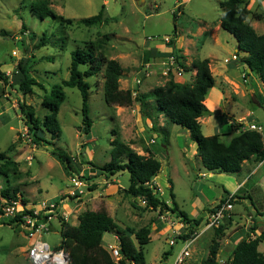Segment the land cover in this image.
I'll list each match as a JSON object with an SVG mask.
<instances>
[{
	"label": "rangeland",
	"instance_id": "1",
	"mask_svg": "<svg viewBox=\"0 0 264 264\" xmlns=\"http://www.w3.org/2000/svg\"><path fill=\"white\" fill-rule=\"evenodd\" d=\"M34 1L37 0H0V70L7 78L0 81V153L6 154L17 164V172H11L7 181L0 178V192L6 189L9 194L22 196L33 206L41 201L63 199L67 201L66 212L70 213L69 221L65 224L70 227L76 226L78 217L86 211H106L110 217L134 231L150 227V241L142 248L146 264H173L182 243L176 241L170 247L172 233L168 227L160 225L159 212L142 206L138 198L125 192L129 185L128 174L100 172L92 177L90 173L91 164L103 167L110 161L113 131L139 155H146L149 151L154 153L161 167L151 185L169 208L173 207L170 198L172 186L178 209L191 221L199 223L198 231L206 223L210 207L219 201L224 190L233 192L241 175L238 178L239 175L221 173L213 177L203 167L186 129L168 123L163 116L143 120L138 103L130 107L108 108L103 101L102 73L86 79L91 86L88 115L92 127L88 134H84L82 129L81 97L75 88L63 89L65 100L57 115L61 137L51 140L49 134L38 132L40 137L52 142V145L44 147L30 142L18 102L23 101L42 119L46 114L41 106L42 98L46 90L68 78L70 53L108 35L109 40L103 51L108 60L117 61L123 70L119 80L120 89H138L146 93L170 79L183 85L191 84L195 76L192 62L209 59L215 84L207 91L205 98L207 106L214 107V111L212 117L208 118L205 111L199 119L202 134H215L219 131V122L225 125L224 119L231 120L230 116L235 119L244 116V121H254L264 126V105H255L254 95L244 86L243 73L239 74L237 69L231 70V58L237 53V43L219 26L222 15L219 3L225 0H47L48 8L63 19L72 20L71 25H60L50 18L39 20L31 11ZM253 11L264 14V0ZM100 12L104 20L101 24L87 27L77 23ZM173 12L178 16L176 21ZM247 22L258 34H264V22L256 23L251 17ZM174 26L177 38L180 36L183 52L187 54L181 57L183 68H188L187 65L191 68L190 71L184 69L181 78L172 75L163 77L161 59L147 58L143 49L160 43L164 45V37L175 36ZM43 37L47 39L46 45L39 47ZM239 55L237 63L241 59ZM21 59L29 60V77L41 84L45 91L34 85L32 92L23 96L13 84L12 74ZM226 59L229 62H225ZM145 65H148L146 72L149 76L141 73ZM137 78H140V84L135 86L134 80ZM256 81L255 87L261 96L259 101L264 102V85L259 83V79ZM221 85L228 91L227 97ZM231 97H234L233 103L230 102ZM145 112L152 113L150 109ZM222 114L227 117L221 118ZM244 121L238 124H245ZM225 136H220L223 142H227ZM52 148H60L70 158V173L51 156ZM79 175H82L81 179L87 187L84 194L68 201L66 196L72 189L70 178ZM255 200L259 205L261 200L257 197ZM244 203L242 206L236 201L233 211L254 215L250 199H245ZM256 219L262 221L259 216ZM118 222L119 228H122ZM239 223V219H232L228 228L234 224L235 232L241 228ZM216 229L212 230L213 235L208 231L196 240L187 264H200L206 258ZM57 236L49 233L45 239L52 244V241H58ZM114 236V233H105L102 247L108 248L114 244ZM28 243L18 227L8 226L0 220V264H30L26 256ZM260 248L264 252V243ZM226 254L220 246L217 258L221 264L228 262L229 256Z\"/></svg>",
	"mask_w": 264,
	"mask_h": 264
},
{
	"label": "trees",
	"instance_id": "2",
	"mask_svg": "<svg viewBox=\"0 0 264 264\" xmlns=\"http://www.w3.org/2000/svg\"><path fill=\"white\" fill-rule=\"evenodd\" d=\"M48 4L47 0L32 2L31 11L34 16L42 21L50 18L60 25H71L73 23L70 19H63L56 15L48 8ZM220 7L222 9L220 28L235 39L237 43L236 54H243L240 63L244 66L245 79L247 80L250 74H254L264 84V34H257L247 22V18L251 15V12L247 9V3L244 0H225L220 3ZM252 17L257 21L264 19L261 14L253 13ZM177 18V13L173 12L174 21ZM103 21L102 12H100L96 16L78 20L77 23L88 27L96 23L101 24ZM174 34L175 36L170 38L167 45L170 51L164 54L157 53L153 58L162 59L169 55L182 57L175 49V26ZM45 37L38 44L39 47L46 45L47 39ZM52 37H54L53 34ZM108 40V35L103 36L70 53L71 61L68 68V78L60 84L54 85L49 91L46 90L42 98L41 106L46 111L42 119H39L33 109L23 101L18 102L19 112L25 118L27 135L33 145L39 147L52 145V142L40 137L38 132L49 134L51 140H58L61 137L57 115L61 104L65 100L64 88H75L79 92L82 129L84 134L91 131L92 120L88 115L91 86L86 79L96 77L102 73L103 101L108 108L113 106L130 107L134 103H138L141 106L140 111L143 120L163 116L168 123L186 129L191 141L196 145L197 155L200 157L203 167L208 172L238 175L245 162H264V133L242 130L244 124L233 122V125L230 126L234 130L237 129V131H235L228 144L221 141L220 136L222 134L218 132L211 136L202 134L199 119L206 111L204 101L207 91L213 88L215 83L208 59L192 62L191 68L195 70V76L191 84L183 85L170 79L162 86L155 87L146 93H141L136 89L137 95L133 97L132 90H122L119 87V80L123 72L120 64L115 60H108L104 55V46ZM146 56L148 58V55ZM28 63L29 60H19L12 74L13 84L18 87L23 96L30 94L34 85L45 91L41 84L29 77L27 72ZM189 68L184 69L190 71L191 68ZM6 79V76L0 70V81H6ZM258 105L262 106L264 102L259 101ZM147 109H150L152 113L145 112ZM117 135L113 131V140L110 142V161L103 167H95L91 164L90 173L92 177L100 172L110 175L127 173L129 185L125 192L128 195L146 200V207L153 211L162 213L169 209L173 213H178L188 225L198 227V222L191 221L183 211L178 209L172 194V186H170L172 208H169L158 197L155 187L151 185L152 179L157 176L161 167L154 153L149 151L146 155H139L128 144L123 143ZM51 156L62 165L67 173L71 172V160L60 148H52ZM11 172H17L16 162L6 154L0 153V178L7 181ZM84 178L86 179V177ZM229 195V192L224 190L220 201H224ZM16 196L15 193L9 194L6 189L1 191L0 208L10 204L11 201L16 199ZM239 199L240 197L234 194L231 203L234 204ZM249 199L256 216L264 217V200L258 205L256 200L251 197ZM59 200L61 199H56L57 202ZM21 202L22 204L27 203L23 198ZM24 213H27V211L24 210ZM1 214L2 210H0ZM231 219L225 220L224 222L227 225L220 224L214 231L215 238L208 247L206 258L200 264H221L217 258L221 246L220 241L224 236V231L228 229ZM20 220L21 216H17L11 221L3 219L1 223L17 227ZM116 222L118 221L110 217L106 211H86L78 217L76 226L70 227L65 223L61 224L60 231L64 239L61 245H65L68 251L70 264H115L109 253L102 247L103 236L109 232L118 236L119 252L122 257L121 264L127 262L146 264L142 248L150 241L151 228L144 227L134 231L118 222L122 226V228H119ZM160 225L162 226V224ZM249 237L247 232H244V235L235 237V244L226 264H264V254L258 251L259 244L264 242V231L254 239Z\"/></svg>",
	"mask_w": 264,
	"mask_h": 264
},
{
	"label": "built area",
	"instance_id": "3",
	"mask_svg": "<svg viewBox=\"0 0 264 264\" xmlns=\"http://www.w3.org/2000/svg\"><path fill=\"white\" fill-rule=\"evenodd\" d=\"M151 38H149L150 40ZM164 46H167L170 42L169 37L162 39ZM236 53L232 55L231 60L237 61ZM225 62H229L228 59ZM163 77L169 75L175 78H181L184 75V66L182 60L177 55H169L161 60ZM148 65L143 68L144 76H149L147 71ZM242 80L245 83V75L242 74ZM135 86L140 84V78L134 80ZM132 95L135 97L137 91L132 90ZM244 124V123H243ZM230 125H233L230 122ZM257 131L264 133V127L256 125L254 123L246 122L243 130ZM30 140V139H29ZM31 142V140H30ZM153 143V141H151ZM82 175L71 176L70 185L71 190L66 196V199H74V196L84 194V190L87 187L82 179ZM232 195H229L224 201H218L214 207L211 208V212L208 215L206 223L200 231L198 227L188 225L178 213H173L171 210L163 211L159 213L158 220L164 227H168L172 233V239L169 241V246L172 247L176 244V241L182 243V248L178 252L173 264H187V260L191 258V247L196 240L207 230H214L219 227L225 220L231 219L233 216V204L231 203ZM22 197L16 196V199L11 201L10 204L2 208V214L0 220H14L15 217L21 216V220L18 221L17 227L20 229L24 237L28 240V248L26 256L30 264H70L68 251L65 245H61L64 241L61 236L60 226L63 223H68L70 213L66 212V203L63 199L57 202L54 201H41L36 206L33 204H22ZM142 206L146 207V200L139 199ZM30 205V206H29ZM24 210L27 213H24ZM72 214V213H71ZM56 224V225H55ZM163 227V228H164ZM192 227V229H191ZM58 229V230H55ZM58 235L57 242L52 241L50 244L45 237L49 234ZM251 233V232H250ZM249 233V238L252 239V235ZM114 244L104 248L112 258L115 264H121V254L119 252V239L118 236H114ZM125 264H132L127 262Z\"/></svg>",
	"mask_w": 264,
	"mask_h": 264
},
{
	"label": "crops",
	"instance_id": "4",
	"mask_svg": "<svg viewBox=\"0 0 264 264\" xmlns=\"http://www.w3.org/2000/svg\"><path fill=\"white\" fill-rule=\"evenodd\" d=\"M244 1L247 3V9L251 12V15L249 17H251L252 19H254L252 17V14L253 13H255V14H261L262 16H264V14H262V13H258L257 11H253L254 8L256 10H257V8H259V6L261 4V0H244ZM220 3H219V6H220ZM178 6H180V4ZM220 9H221V7H220ZM221 17H222V15L220 16V19H221ZM255 22L256 23H262V22H264V19H261L260 21L255 20ZM257 25L258 24H256V26ZM219 26H220V22H219ZM251 27L254 29L253 26H251ZM255 32H256V30H255ZM259 35H261V34H259ZM179 39H180V36L178 35V38H177V34H176L175 49L178 51V54L183 57V56H186L187 54H186V52H183V48H182L181 43H179ZM143 49L146 50L145 51L146 52L145 55H148V58L150 57L151 60H160L161 58L160 59L159 58H153L154 55L156 56L157 53L164 54V53L170 51V48H166L164 45H161V43L160 44H157L155 46H146ZM238 55H239V53H238ZM239 56L242 57L243 54L240 53ZM209 62H210V60H209ZM186 67H189V66L187 65ZM209 67H210V70L212 71L211 62L209 64ZM231 67H232L231 70L237 69V71L239 72V74H242L243 73V67L244 66L240 62L237 63V61H233V64L231 65ZM227 70H228V68L226 69V71ZM240 72H242V73H240ZM194 73H195V70H194ZM256 80H258V77H256L254 74H250V76L247 78L244 86H245V88H247V90L248 89L250 90L251 95H254V97L256 99V102H257L255 105H258L259 98L261 96L259 97L258 90L256 89L257 86L255 87V85L257 84V81ZM253 81H255L256 83H254ZM259 83L261 85H264V84H262L260 82V80H259ZM235 86L238 87V84H235ZM221 88L223 89V88H225V86H222ZM223 91H224V95L226 96V94L228 93V91H225L224 89H223ZM229 94H230V92H229ZM230 100L229 101L233 103L234 97H231ZM204 105H205V108L207 109L206 110L207 111V117L208 118L212 117L211 114H213L212 112L214 111L213 110L214 107L211 108V107L207 106L208 105V101L206 100V98H205ZM210 109H212V110H210ZM222 117L225 118L227 116H225V115L222 114L221 118ZM230 119L231 120H229L228 118L224 119V123L226 122L225 125L222 123V121L219 122V125L220 126H219L218 133L219 134H225L226 135L225 137H226V141L227 142H224L225 144H228L229 143L231 137L235 134V131H237V129L234 130L233 128H231L230 122H232V123L233 122H235V123H241V120L244 121V116L239 117L238 119H235L234 116H232V117L230 116ZM199 122H200V120H199ZM244 122H247V121H244ZM249 122H251V121H249ZM253 123L256 124V125L262 126V125H260V124H258L256 122H254V121H253ZM221 124H223L224 126L221 125ZM227 125L229 126V128H228L229 130L225 128ZM262 127H264V126H262ZM195 147H196V145H195ZM210 174H212L213 177H214V174H216V173H210ZM243 174H245L244 177H243ZM238 175H239L238 178L241 175V180H240V182L237 183V185H236L235 189L233 190V192L231 191V192H229V194L230 195L237 194L240 197V199L238 201H239L240 204H242V206H243V204H246V203H244V201H245V199H249V197H251L253 200H255V197H257V199H259V201L261 200V202H262V200H264V162H261V163H254V162H251V161L250 162H245L242 165V170H241L240 174H238ZM202 176H204V174ZM220 199H219V201H220ZM214 206H215V204L212 207H214ZM212 207H210V209L208 210V215L210 214ZM246 209H247V206H246ZM247 213L248 214L243 215L242 213H239L238 214V213H236V212L233 211L232 219H236V220L239 219L240 223L238 225H240L241 228L239 230H237V231L234 232L235 227L233 226L234 225L233 224L227 230L224 231V236H223L222 243H221V251L225 250V252L227 253L226 254L227 257L229 256V254L231 253V251H232V249L234 247V244H235L234 239H235L236 236H238V235H244V232H247V233H250L251 232L250 234L252 235V239H254L258 235H260V233L262 231H264V217L259 216V217H261L262 221H257L256 214L253 215V214H251L249 212H247ZM232 219H231V221H232ZM208 231H211V234L213 235L212 230H207V231H205V233L208 232ZM262 243H264V242H261L259 244V246H258V251L259 252H262V250L260 248V245ZM262 253H264V252H262Z\"/></svg>",
	"mask_w": 264,
	"mask_h": 264
}]
</instances>
